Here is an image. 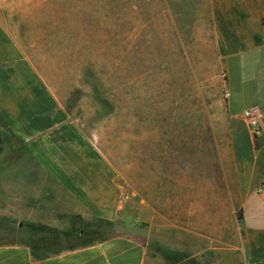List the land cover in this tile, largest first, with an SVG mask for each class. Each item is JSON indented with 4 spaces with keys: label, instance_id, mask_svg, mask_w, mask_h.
I'll list each match as a JSON object with an SVG mask.
<instances>
[{
    "label": "crops",
    "instance_id": "1",
    "mask_svg": "<svg viewBox=\"0 0 264 264\" xmlns=\"http://www.w3.org/2000/svg\"><path fill=\"white\" fill-rule=\"evenodd\" d=\"M84 1L81 7H86ZM142 3L159 4L161 16L200 15L191 11L199 0ZM140 4L135 0L130 8ZM206 4L204 21L223 66V128L205 168L211 213H196L198 200L182 193L175 215L160 214L156 233L140 232L138 221H132L123 233L42 258H34L23 244H5L0 245V264H264V0ZM72 13V0H0V156L26 153L39 167L37 181L46 193L44 199L33 196V207L48 206L47 198L58 189L69 198L62 201L68 214L114 221L123 200L117 167L85 137L65 109L66 93L57 90V80L71 78L70 41L66 70L64 36L73 29ZM56 32H63L59 44ZM249 107L263 113L256 135L242 115ZM33 169L27 179L23 174L17 180V191L23 188L18 183H34ZM2 170L0 206H7L9 186ZM217 199L223 208H217ZM15 207L17 214L32 216L18 194ZM127 207L131 215L141 206L131 200ZM143 219L152 226L146 213ZM231 222L235 231L218 225Z\"/></svg>",
    "mask_w": 264,
    "mask_h": 264
},
{
    "label": "rangeland",
    "instance_id": "2",
    "mask_svg": "<svg viewBox=\"0 0 264 264\" xmlns=\"http://www.w3.org/2000/svg\"><path fill=\"white\" fill-rule=\"evenodd\" d=\"M139 1L135 9L130 8L135 0H85L86 7H81L83 0H72L73 29L64 36L66 70L70 41L71 78L57 80L70 117L117 167L123 184L121 215L108 221L68 214L62 201L69 198L58 189L47 198L48 206L33 207V196L44 199L46 193L37 181L39 167L29 154H2L9 200L0 206V245L23 244L34 258H42L123 233L132 221H138L140 232L156 233L160 214L175 215L182 193L198 200L196 213H211L205 168L223 128V66L204 21L206 0L191 9L201 16L188 18L161 16L159 4L152 8ZM56 36L59 44L63 32ZM28 169H33L34 183H18L23 188L17 191V180L23 174L27 179ZM17 194L26 200L31 217L16 213ZM131 200L141 207L130 215ZM215 202L223 208L221 199ZM144 213L152 226L143 221ZM218 225L237 229L235 222Z\"/></svg>",
    "mask_w": 264,
    "mask_h": 264
},
{
    "label": "built area",
    "instance_id": "3",
    "mask_svg": "<svg viewBox=\"0 0 264 264\" xmlns=\"http://www.w3.org/2000/svg\"><path fill=\"white\" fill-rule=\"evenodd\" d=\"M225 94H227V92ZM242 115L246 120L252 134L256 135L261 129V120L263 119L262 111L258 107H249L243 111ZM261 189L262 186L258 188V191H260Z\"/></svg>",
    "mask_w": 264,
    "mask_h": 264
},
{
    "label": "trees",
    "instance_id": "4",
    "mask_svg": "<svg viewBox=\"0 0 264 264\" xmlns=\"http://www.w3.org/2000/svg\"><path fill=\"white\" fill-rule=\"evenodd\" d=\"M240 217V216H239Z\"/></svg>",
    "mask_w": 264,
    "mask_h": 264
}]
</instances>
